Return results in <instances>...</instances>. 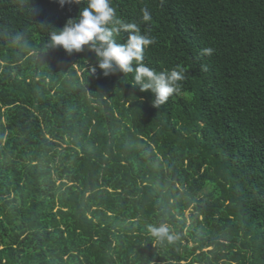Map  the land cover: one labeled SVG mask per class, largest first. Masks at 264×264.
Masks as SVG:
<instances>
[{
	"label": "trees",
	"instance_id": "trees-1",
	"mask_svg": "<svg viewBox=\"0 0 264 264\" xmlns=\"http://www.w3.org/2000/svg\"><path fill=\"white\" fill-rule=\"evenodd\" d=\"M86 6L0 0V264H264V0H111L185 70L160 108L47 48Z\"/></svg>",
	"mask_w": 264,
	"mask_h": 264
},
{
	"label": "clouds",
	"instance_id": "clouds-1",
	"mask_svg": "<svg viewBox=\"0 0 264 264\" xmlns=\"http://www.w3.org/2000/svg\"><path fill=\"white\" fill-rule=\"evenodd\" d=\"M59 3L61 6L65 3L80 5L81 0H59ZM142 12V19L150 21V13L146 9ZM53 29L48 49L61 48L68 56L86 49L91 51L96 57V64L91 69L93 75L97 69L104 77L134 73L137 88L141 92L150 91L154 96L151 103L155 108H160L170 97L181 92L180 82L185 78V70L175 67L170 71L157 72L147 66L143 62L145 49L155 43V38L141 34L136 23H125L117 18L111 0H87V6L80 8L75 19H68L62 28ZM121 31L128 33L127 40L122 44L114 38ZM202 51L206 55L213 53L212 48ZM148 232L160 244H174L180 239L179 234L163 221L149 225Z\"/></svg>",
	"mask_w": 264,
	"mask_h": 264
},
{
	"label": "rangeland",
	"instance_id": "rangeland-1",
	"mask_svg": "<svg viewBox=\"0 0 264 264\" xmlns=\"http://www.w3.org/2000/svg\"><path fill=\"white\" fill-rule=\"evenodd\" d=\"M188 215H189V213H188Z\"/></svg>",
	"mask_w": 264,
	"mask_h": 264
}]
</instances>
